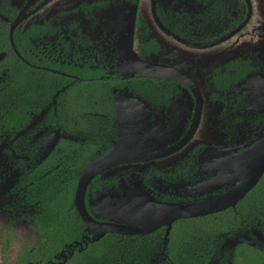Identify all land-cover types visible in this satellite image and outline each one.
<instances>
[{"label":"flooded vegetation","instance_id":"obj_1","mask_svg":"<svg viewBox=\"0 0 264 264\" xmlns=\"http://www.w3.org/2000/svg\"><path fill=\"white\" fill-rule=\"evenodd\" d=\"M141 64L156 74L167 66L172 76H145ZM99 84L107 95H90L93 106L112 109L105 117L87 115L94 134L85 136L98 146L90 161L113 148L121 113L127 136L159 154L141 162L142 187L158 199H204L250 185L258 170L249 166L251 157L264 158V0H0V197L10 191L3 185L13 172L20 177L12 191H33L36 156L55 133L52 152L66 136L79 138L67 129L68 105L82 104L83 89ZM115 178L97 175L86 199H97ZM31 205L38 203L0 199L8 246L21 217L35 220ZM228 210L236 212L234 222L209 238L212 256L223 234L246 231L262 246L238 243L233 256L257 249L264 260V172L236 206L191 218H210L211 227ZM165 233L162 226L142 235L150 236L153 254ZM23 242L13 264H31L37 242ZM55 258L48 264L67 262ZM231 259L216 264H234Z\"/></svg>","mask_w":264,"mask_h":264},{"label":"trees","instance_id":"obj_2","mask_svg":"<svg viewBox=\"0 0 264 264\" xmlns=\"http://www.w3.org/2000/svg\"><path fill=\"white\" fill-rule=\"evenodd\" d=\"M90 84L93 83L86 82L83 86ZM100 88V84L92 90L85 87L81 96L82 104L68 105L67 129L79 133V138L61 140L57 148L37 167L33 191L39 207L35 216L39 239L31 247L34 250L31 251V264L55 261V255L60 249L80 240L83 235L86 225L76 210L74 195L81 171L98 148L87 141L88 136H85L94 134L92 122L95 120L88 119L87 115L98 113L105 117L112 109L110 103L93 106L90 95L106 98L104 96L107 92ZM76 121L78 124H75ZM106 124L109 125L108 122ZM223 213L214 217L211 227L207 225L210 218L176 221L165 259L155 264H207L214 252L210 239L213 240L215 232L230 229L234 222L235 211ZM149 237L147 235L143 239L142 235L108 234L99 241L91 242L83 251L75 252L65 264H152L154 243H151ZM261 256L257 249L240 250L231 261L234 264H264Z\"/></svg>","mask_w":264,"mask_h":264},{"label":"water","instance_id":"obj_3","mask_svg":"<svg viewBox=\"0 0 264 264\" xmlns=\"http://www.w3.org/2000/svg\"><path fill=\"white\" fill-rule=\"evenodd\" d=\"M147 66L143 68L142 64L140 65L141 74L145 76H172V73H167L166 70L172 71L167 66L163 67V69L161 67L158 74L149 70ZM117 109L121 112L123 106L118 104ZM127 120L128 117H123L120 113L118 122L121 128L119 129L118 140L115 141L113 148L87 163L82 171L74 195V205L84 220L86 227L82 240L74 241L63 249L62 255L65 254L67 258L73 255L76 250L82 251L87 248L89 242L99 241L107 233L144 235L165 226L164 242L160 246V251L154 253V257L151 259V263L155 264L159 260L165 259L168 235L174 221L204 216L227 209L230 206H236L264 172L263 156L261 155L262 159L258 162H255V159L251 157L253 162L249 166L255 167L256 165L258 170L255 173L256 175H254V179H251L250 185L241 186L234 191L228 190L221 196L216 195L204 199H183L174 202L163 201L156 197L153 188L142 187L144 184L141 176V172L145 168V164H141V162L150 161L159 156V154L151 153L141 148L138 145L139 137L127 136ZM55 134L47 140L43 151L36 156L35 162L37 164L42 163L57 145L59 138L54 137ZM66 137L72 138L70 136ZM262 154H264V151ZM257 155L259 156V152H257ZM133 163L138 164L133 165ZM129 168L131 169V174L127 176ZM99 174L104 177L116 174V178L111 180L114 182L109 188L104 187L97 194V199H93V196L90 199H86V191L94 187L93 179ZM154 181L156 183V180ZM181 189L183 190V187ZM188 196H191V194L188 193ZM241 242L262 246L261 241L260 244L257 243L255 239L250 238L246 231L235 234L233 238L223 234L221 240L216 242L218 251L212 256L208 264L220 263L225 257L229 260L233 257L236 244Z\"/></svg>","mask_w":264,"mask_h":264},{"label":"rangeland","instance_id":"obj_4","mask_svg":"<svg viewBox=\"0 0 264 264\" xmlns=\"http://www.w3.org/2000/svg\"><path fill=\"white\" fill-rule=\"evenodd\" d=\"M39 165L40 164L38 163L36 166L38 167ZM19 177H20L19 175H16V172L10 174L8 181L5 182V184L3 185L4 187L9 186L10 191L4 192L3 196L0 197V199H35V191L28 192L26 195H17L15 189L13 191L11 190L16 183L18 184ZM38 211H39L38 206L35 205V207H32L31 205V214ZM7 222H8V216L5 214L2 215L0 213V264H7V262H11L10 264H13L14 262H16L15 257L18 255L22 245L24 244L23 242L24 240H26V242H31V243L38 241V236L36 233L38 230H37V223L35 222V220L26 224L24 218L21 217V220H19L15 226L16 227L15 229L19 234L15 236L14 240H16V242L8 246L10 237L6 236L5 232H3V229L8 224ZM6 240L8 241L7 243ZM63 249H60V251H58L57 253L60 257L63 256V259H61V261H63L64 263L69 259L70 256L67 258L65 254L62 255ZM76 251L80 252L78 250Z\"/></svg>","mask_w":264,"mask_h":264}]
</instances>
